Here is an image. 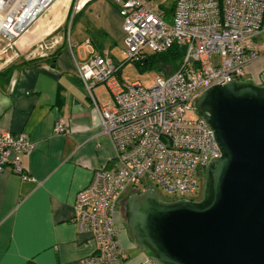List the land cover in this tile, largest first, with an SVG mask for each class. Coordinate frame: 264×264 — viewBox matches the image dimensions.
I'll list each match as a JSON object with an SVG mask.
<instances>
[{"label": "built area", "instance_id": "built-area-1", "mask_svg": "<svg viewBox=\"0 0 264 264\" xmlns=\"http://www.w3.org/2000/svg\"><path fill=\"white\" fill-rule=\"evenodd\" d=\"M58 1L0 0V39L16 44ZM70 1L77 10L89 0ZM115 2L122 18L126 61L141 60L147 49L161 53L173 46L183 55L173 73L146 88L121 81V64H115L108 51L95 52L88 39L81 43L86 55L76 62L77 75L118 162L114 170L96 169L76 195L72 221L96 244V253L83 264L125 260L116 205L123 192L129 186L136 188L144 176L177 198L196 191L198 174L210 159L220 156V150L211 127L195 113L194 101L212 85L245 79L247 65L259 59L262 47L256 39L264 30V0H174L170 14L152 0ZM98 84L107 87L110 103L97 101L93 88ZM191 111L194 118L186 116ZM54 132L66 134L67 123L56 121ZM34 147L28 134L0 129V172L30 178L23 156Z\"/></svg>", "mask_w": 264, "mask_h": 264}, {"label": "crops", "instance_id": "crops-1", "mask_svg": "<svg viewBox=\"0 0 264 264\" xmlns=\"http://www.w3.org/2000/svg\"><path fill=\"white\" fill-rule=\"evenodd\" d=\"M71 14L77 28L67 37ZM35 24L16 44L0 39V129L26 133L35 144L23 156L30 178L0 172V264H83L96 244L72 221L76 195L96 169L114 170L118 162L76 62L85 57L81 43L88 39L91 49L108 51L117 64L111 50L124 42L122 18L115 0H89L77 10L59 0ZM256 40L259 60L246 78L264 72V30ZM93 93L99 103L111 102L99 86ZM58 120L67 123L64 135L54 132ZM116 222L126 258L113 264H154L134 245L120 213Z\"/></svg>", "mask_w": 264, "mask_h": 264}, {"label": "water", "instance_id": "water-1", "mask_svg": "<svg viewBox=\"0 0 264 264\" xmlns=\"http://www.w3.org/2000/svg\"><path fill=\"white\" fill-rule=\"evenodd\" d=\"M194 108L220 150L205 167L203 195L166 201L153 188L132 192L130 237L154 264H264V72L258 82L208 87Z\"/></svg>", "mask_w": 264, "mask_h": 264}, {"label": "rangeland", "instance_id": "rangeland-1", "mask_svg": "<svg viewBox=\"0 0 264 264\" xmlns=\"http://www.w3.org/2000/svg\"><path fill=\"white\" fill-rule=\"evenodd\" d=\"M173 2L174 0H152V3L155 5V7L158 9H162V10H166L167 8H170L173 5ZM35 26L36 24H34L28 31H31V29H33ZM72 28L73 30L74 28H77V21H74V17L71 14L66 24L67 37L70 36V32ZM74 32H73L72 40H74V37H75ZM27 33L28 32H26L25 34ZM124 51H125L124 42H120L119 44H115L112 47L111 54H113V56L115 57L117 61L116 63L119 65L121 64L118 78L127 84L139 83L142 86L148 88L154 84V82L157 80L158 77H164L166 75H169L173 73L180 66V61H176L173 64L160 63L151 68H142V66H140L138 61H133V60L126 61V56L124 54ZM153 54L154 53L148 49L145 51V56L146 55L151 56ZM257 60L247 65L246 67L247 77H251V74H249L250 72L247 71V68L254 62H257ZM258 78H259V75H256V79ZM97 86H99L100 90H102L103 93L105 94V95L103 94L104 97L102 98L103 100H105L108 96L107 94H110L108 89L106 88L104 84H98ZM186 116L188 118H194L195 114L194 112L191 111V112H187ZM203 186H204V172H200L198 174V187L196 191L191 194L178 195V198H177L176 195L165 192L162 188L157 186L153 180H151L147 176H144L142 178L141 183L136 188L133 186H129L123 192L119 202L116 205V211L120 213V216L122 218V223L124 224V226H126L125 218H124V203L132 192L142 191L145 188H153L157 192V194L160 196V198L166 201H171V200H175L179 198L191 199V200L197 201V200H200L203 195Z\"/></svg>", "mask_w": 264, "mask_h": 264}, {"label": "trees", "instance_id": "trees-1", "mask_svg": "<svg viewBox=\"0 0 264 264\" xmlns=\"http://www.w3.org/2000/svg\"><path fill=\"white\" fill-rule=\"evenodd\" d=\"M171 12H172V6L166 9L167 14H170ZM182 55H183L182 50L178 46H173L167 51H164L161 53H154L151 56L146 55L138 62L140 66H142V68H151L160 63L173 64L176 61H180L182 58Z\"/></svg>", "mask_w": 264, "mask_h": 264}, {"label": "bare ground", "instance_id": "bare-ground-1", "mask_svg": "<svg viewBox=\"0 0 264 264\" xmlns=\"http://www.w3.org/2000/svg\"><path fill=\"white\" fill-rule=\"evenodd\" d=\"M62 2V1H61Z\"/></svg>", "mask_w": 264, "mask_h": 264}]
</instances>
